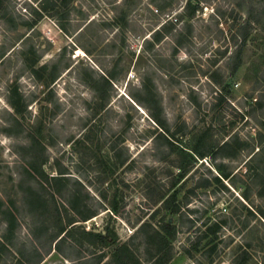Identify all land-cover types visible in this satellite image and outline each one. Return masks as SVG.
<instances>
[{"label": "rangeland", "instance_id": "1", "mask_svg": "<svg viewBox=\"0 0 264 264\" xmlns=\"http://www.w3.org/2000/svg\"><path fill=\"white\" fill-rule=\"evenodd\" d=\"M259 148L264 0H0V264H29L41 239L47 214L24 193L48 206L50 185L31 162L67 177L55 205L80 228L39 264L111 263L83 231L157 264L173 193L166 264H264V157L243 166ZM84 206L96 215L80 221Z\"/></svg>", "mask_w": 264, "mask_h": 264}, {"label": "trees", "instance_id": "2", "mask_svg": "<svg viewBox=\"0 0 264 264\" xmlns=\"http://www.w3.org/2000/svg\"><path fill=\"white\" fill-rule=\"evenodd\" d=\"M49 1V0H48ZM63 2V0H61ZM56 7V5H52L51 9ZM226 88H224V92L226 93ZM154 122L159 125L158 119H153ZM160 135V134H159ZM163 137L162 135H160ZM164 138V137H163ZM226 142L221 144L218 151L224 150V146ZM40 144L32 142L30 145L31 149H35ZM111 150L115 152V148L111 147ZM263 158L264 157V148H259L243 166H245L249 161L253 158ZM30 170L33 171L32 175L38 174L39 180L45 179L48 181L47 183L50 185V190H48V194L50 196V200L47 202L49 205H45L44 196L42 194V188H36L33 186L31 182L28 184V188L24 193V201L25 205L30 206L34 215H39V213L45 212L47 217L43 219L40 225H38V229L42 231L41 239L39 238L38 242L34 241L31 245V250L34 252L33 260L29 261V264H39L43 260V250H45V254H49L52 250H54L57 254L61 255V246L65 244L67 240L71 238V235L79 230L80 228L75 224L77 221L75 218H65L62 217L59 209L56 207V198L62 195V192H66L67 186V177L64 176V173L61 170H57L56 175H51L50 177L45 175L43 171L40 169V165L37 162H31ZM182 171V170H181ZM180 173V178L183 176L182 172ZM35 176H32L33 179ZM37 179V181H38ZM32 181V180H29ZM264 183V182H263ZM78 184V183H77ZM80 185V184H78ZM68 191V190H67ZM70 193V192H69ZM77 192L71 193L69 195L71 203H74L75 207L77 205H82V200L77 198ZM162 196L159 195V197ZM160 206L164 211L163 216L161 217L160 224L158 229H155L153 232V240L157 242L158 250L161 252L162 250H166L165 258L161 257L157 264H166L170 259V242L174 239L175 235L177 234V222L180 220V206L175 203V193L168 196L167 198L161 197L160 198ZM76 209V210H75ZM9 209H6V213ZM74 211L77 213L78 208H74ZM80 221H87L88 219L94 217L96 214L88 210L85 206L82 209V212H78ZM3 218V222L6 227L9 229L11 225V221L13 219H9V215ZM169 219H172L170 222ZM144 227H150L149 224L142 223L139 229ZM208 231L210 233H214L215 231L208 227ZM85 238H82V241L77 243H87L88 245H101L103 247L112 248L115 250L113 254V261L108 264H136L137 261L131 251L125 245H120L114 235L106 234L102 235L100 233H93V232H82ZM87 236V237H86ZM84 241V242H83ZM36 255V256H35ZM27 262L22 256L16 260V264H25ZM101 264V262L99 263ZM103 264H107L104 262Z\"/></svg>", "mask_w": 264, "mask_h": 264}, {"label": "water", "instance_id": "3", "mask_svg": "<svg viewBox=\"0 0 264 264\" xmlns=\"http://www.w3.org/2000/svg\"><path fill=\"white\" fill-rule=\"evenodd\" d=\"M170 222H171V220H170Z\"/></svg>", "mask_w": 264, "mask_h": 264}]
</instances>
